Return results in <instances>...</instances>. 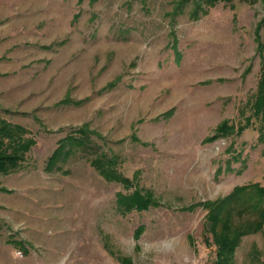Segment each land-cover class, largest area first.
<instances>
[{"label": "rangeland", "instance_id": "obj_1", "mask_svg": "<svg viewBox=\"0 0 264 264\" xmlns=\"http://www.w3.org/2000/svg\"><path fill=\"white\" fill-rule=\"evenodd\" d=\"M177 1L0 0V116L36 139L25 166L12 173L14 183L38 174L65 129L82 124L117 155L120 174L136 176L130 188L106 181L81 151L61 161L68 171L53 170V178L83 180L97 199L103 194L93 202V236L31 231L28 252L14 246L16 264H52L56 255L43 260L40 253L61 241L73 264H211L206 211L178 208L235 185L264 184V125L251 116L264 0H219L197 17L192 0L175 11ZM258 33L264 36V23ZM222 121L243 130L203 142ZM135 185L156 205L120 214L115 192ZM139 225L144 231L135 236ZM6 238L0 232V263ZM233 264H264L263 231L241 237Z\"/></svg>", "mask_w": 264, "mask_h": 264}, {"label": "trees", "instance_id": "obj_2", "mask_svg": "<svg viewBox=\"0 0 264 264\" xmlns=\"http://www.w3.org/2000/svg\"><path fill=\"white\" fill-rule=\"evenodd\" d=\"M189 1L178 0L174 10L181 9ZM218 1L192 0V15L197 17L198 10L202 9L204 5H214ZM263 23L264 18L260 19L255 30L260 74L251 102V116L255 117L262 127L264 125V36L261 37L258 32L263 27ZM171 35L173 36L172 41L176 40L173 32ZM249 118L250 116L245 120H249ZM241 128L242 126L222 121L217 125L216 130L211 135L204 137L202 141L211 142L219 136H229L233 132L239 134L243 130ZM58 130L64 131L63 128ZM65 130V134L57 139L56 146L47 157L44 170L48 172L62 170L59 163L66 162L77 151H81L88 156L89 164L106 181L121 183L126 188H130L131 183L133 185L136 176L133 179L127 178L120 174L115 167L118 162L117 155L110 149L106 152L102 146L92 140L90 137L92 134L102 138L97 131L90 129L87 124L68 127ZM131 136L132 140H138L134 133ZM35 143V134L32 130L0 116V175L22 169L25 166L26 155ZM229 161L226 162V169H228ZM62 171L67 173V170ZM115 205L120 214H127L133 210L144 211L148 209L149 205H156V201L149 191L144 192L135 185L130 192L116 191ZM198 206L206 211L204 230L210 232L211 243L215 247V256L211 264H233L235 248L241 237L258 231L264 232L262 229L264 224V184L248 182L235 185L224 196L181 206L178 210L191 212ZM143 231L144 226L139 225L133 233L135 236H139ZM206 240L209 241V237H206Z\"/></svg>", "mask_w": 264, "mask_h": 264}, {"label": "crops", "instance_id": "obj_3", "mask_svg": "<svg viewBox=\"0 0 264 264\" xmlns=\"http://www.w3.org/2000/svg\"><path fill=\"white\" fill-rule=\"evenodd\" d=\"M39 171L33 175L22 174L16 183L14 176H11L13 172L0 175V232L5 233V244L8 246L4 250L6 253L2 257L3 263L0 264L18 263L14 260V246L17 244L28 252L25 244H33L28 237H31V231H36L37 236L43 238L55 234L62 239L66 237L67 230L72 233L76 231V235L82 237L83 241L87 236H93L94 230L90 227L95 214L93 202H101L104 199L103 194L97 199L86 181L78 182L77 179L74 181L77 185L75 186L74 182L68 179L53 178L44 168ZM103 208L102 205V211ZM48 219L50 221H47ZM61 243L59 246L56 243L53 250H50L51 246L48 244L43 246L41 258L44 260L56 255L57 260L52 264H73L67 260L70 245L65 241ZM86 254L87 250L83 252V255ZM19 264H26V261H19Z\"/></svg>", "mask_w": 264, "mask_h": 264}, {"label": "built area", "instance_id": "obj_4", "mask_svg": "<svg viewBox=\"0 0 264 264\" xmlns=\"http://www.w3.org/2000/svg\"><path fill=\"white\" fill-rule=\"evenodd\" d=\"M18 253H20L21 254V252H18ZM22 255V254H21ZM162 264H174V263H162Z\"/></svg>", "mask_w": 264, "mask_h": 264}]
</instances>
